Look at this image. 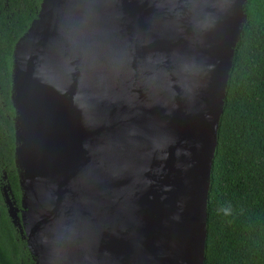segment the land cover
Masks as SVG:
<instances>
[{
  "label": "water",
  "instance_id": "95a60500",
  "mask_svg": "<svg viewBox=\"0 0 264 264\" xmlns=\"http://www.w3.org/2000/svg\"><path fill=\"white\" fill-rule=\"evenodd\" d=\"M245 2L42 0L11 90L33 264H203Z\"/></svg>",
  "mask_w": 264,
  "mask_h": 264
},
{
  "label": "trees",
  "instance_id": "16d2710c",
  "mask_svg": "<svg viewBox=\"0 0 264 264\" xmlns=\"http://www.w3.org/2000/svg\"><path fill=\"white\" fill-rule=\"evenodd\" d=\"M41 2L0 0V173L17 201L13 49ZM243 10L210 169L203 264H264V0H246ZM1 221L0 264H33L5 214Z\"/></svg>",
  "mask_w": 264,
  "mask_h": 264
},
{
  "label": "flooded vegetation",
  "instance_id": "af4514ba",
  "mask_svg": "<svg viewBox=\"0 0 264 264\" xmlns=\"http://www.w3.org/2000/svg\"><path fill=\"white\" fill-rule=\"evenodd\" d=\"M21 192V190H20ZM22 194V192H21ZM21 194L19 201L14 197V194L11 192L10 186L7 183V177L5 173H0V235L4 234V228L2 225L1 219L2 216L4 217V214L7 217V220L12 224V228L14 230V233L17 234V239L20 238L23 241H25V245L27 246L26 238H25V232H24V226L22 222V211L23 206L21 204ZM7 196L9 197L13 208L15 210L16 216L12 217L8 211V203H7ZM4 220V218H3ZM32 256V255H31ZM33 258V256H32ZM34 260V258H33Z\"/></svg>",
  "mask_w": 264,
  "mask_h": 264
},
{
  "label": "rangeland",
  "instance_id": "374dc122",
  "mask_svg": "<svg viewBox=\"0 0 264 264\" xmlns=\"http://www.w3.org/2000/svg\"><path fill=\"white\" fill-rule=\"evenodd\" d=\"M23 226H24V224H23ZM25 227V226H24ZM32 255V254H31Z\"/></svg>",
  "mask_w": 264,
  "mask_h": 264
},
{
  "label": "clouds",
  "instance_id": "9594fccd",
  "mask_svg": "<svg viewBox=\"0 0 264 264\" xmlns=\"http://www.w3.org/2000/svg\"><path fill=\"white\" fill-rule=\"evenodd\" d=\"M227 212V210H225Z\"/></svg>",
  "mask_w": 264,
  "mask_h": 264
}]
</instances>
